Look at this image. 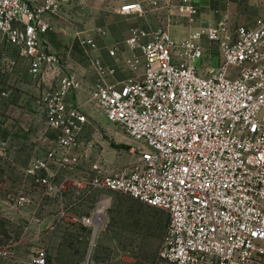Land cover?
I'll return each instance as SVG.
<instances>
[{"label":"built area","instance_id":"built-area-1","mask_svg":"<svg viewBox=\"0 0 264 264\" xmlns=\"http://www.w3.org/2000/svg\"><path fill=\"white\" fill-rule=\"evenodd\" d=\"M74 2L0 0L3 38L33 75L48 83L55 73L59 82L53 91L45 86L39 101L46 125L60 135L30 162L26 176L58 198L61 219L75 210L73 221L90 232L93 245L109 223L106 192L168 214L161 264H264V17L235 28L198 26L180 40L168 27H132L125 48L109 49L112 63L95 56L96 40L85 37L80 45L95 71L90 84L46 43L51 19ZM120 11L141 14L144 6L135 1ZM179 12L193 23L199 6L182 0ZM213 52L218 67H196L195 60L209 56L210 62ZM121 71L128 76L119 79ZM81 91L138 143L136 166L113 174L99 159L84 165L87 117L68 101ZM57 166L86 169L59 179ZM94 192L101 193L85 213L82 203ZM29 201L23 194L17 203ZM16 252L12 241L0 240V264H52L46 248L26 261Z\"/></svg>","mask_w":264,"mask_h":264},{"label":"rangeland","instance_id":"rangeland-1","mask_svg":"<svg viewBox=\"0 0 264 264\" xmlns=\"http://www.w3.org/2000/svg\"><path fill=\"white\" fill-rule=\"evenodd\" d=\"M133 1H141L149 13H133L124 19L107 20L117 35L129 32L132 27H168L178 38L209 21L225 22L229 27L235 28L241 18V12L232 10L231 0H195L199 6V15L193 23L179 12L182 0H156V4L150 0ZM243 1L245 10L258 7L253 0ZM86 2L87 0L84 4L87 5ZM78 6L83 7L82 4ZM88 22L86 19L73 21L75 26L85 30ZM8 45L0 33V60L17 56ZM78 52L88 62L81 47ZM219 61L218 53L213 52L210 62L197 59L195 65L201 68L210 63L216 68ZM71 70L78 72L75 68ZM86 74L92 84L95 79L94 69L88 68ZM38 79V76L32 74L33 98H36V94L41 95L44 87V84H38ZM58 83L56 74H50L46 84L48 91L57 89ZM68 101L70 107L79 108L87 117L81 138L87 159L84 165L87 168L98 159L113 174L137 165L138 143L118 124L107 119L104 110L91 94L82 96L81 92L72 93ZM0 121L7 124L0 128V155H9L15 161L10 170L6 164L0 166V240L5 243L12 241L21 261H26L36 249L46 248L51 262L54 261L55 264H161L159 253L164 245L168 226L166 212L120 194L105 192L103 195L110 201L107 212L109 223L93 245L90 232L73 221L75 210L70 211L69 217L61 219V203L57 197L47 194L46 197L41 196L43 188L25 173L33 159L45 156L54 147L60 131L46 125L44 112L39 110L37 101L35 105L33 102L29 122L27 117L25 120L29 126L17 127L7 114ZM20 121L24 122L23 119ZM86 167L67 172L77 176ZM100 193L94 192L88 196L82 203L83 212L88 213L93 208ZM23 194L28 195L30 201L18 205V198ZM66 198L69 204H74L73 192L68 193Z\"/></svg>","mask_w":264,"mask_h":264},{"label":"crops","instance_id":"crops-1","mask_svg":"<svg viewBox=\"0 0 264 264\" xmlns=\"http://www.w3.org/2000/svg\"><path fill=\"white\" fill-rule=\"evenodd\" d=\"M133 2L135 1L87 0L86 5L82 0H75V3L71 5L63 15L51 19L53 29L47 35V46L52 52L60 54L71 68L77 69L78 73L80 75H85L89 81V76L86 74V71L90 68V65L79 55L78 52L80 51V47H83L80 45V40L85 37H93L96 40L98 47L97 50L94 51V53H96L95 56L101 57L108 63H112L113 59L108 53L109 49L115 47L117 44L125 48L126 40L130 36V31L117 35V32H115L111 25L106 21L127 18V15L121 13V7ZM230 3L232 10L241 12L240 23L238 25H253L257 18L264 17V0H253V3L257 4L258 7H254L252 10H245L243 8L242 5L245 4V1L243 0H231ZM80 4H82L83 7H79L78 5ZM144 13H149L145 6L143 13L140 15ZM226 17H228V15H226ZM82 19L89 21L86 30L75 26L73 23L74 20ZM214 23L216 22L209 21L208 23H202L199 26ZM101 30L104 33H102ZM187 34L188 32L184 35H179L178 39L180 40L186 37ZM8 47L12 46L8 45ZM107 48H109L108 51ZM14 51L17 55L14 56V58L8 56L7 58L0 60V118H3L7 114L13 119V122L17 127H26V125L29 126V123L26 124L25 120L27 117V122H29L32 116L33 102L35 105L37 101L39 110L42 109L39 101L41 95L40 93L38 95L36 94V98H33L32 74L30 72L29 63L18 54L16 49H14ZM204 60L209 62V56H206ZM126 76H128V73L122 71L118 73L119 79H123ZM38 84H44L45 87L47 82L42 81L41 77H39ZM40 89L41 88H39V91ZM86 93L87 92L81 91L82 96ZM16 119L19 121L17 122ZM21 119H23L24 122L20 121ZM5 124L6 123L0 121V128ZM5 164L7 165L8 170H10L12 166L15 165V161L9 155L7 157H1L0 155V166H6ZM57 170L59 179L68 173L66 169H60L58 166ZM41 196H45L44 190L41 192ZM43 206L46 207L45 204H43ZM52 263L55 264L54 261Z\"/></svg>","mask_w":264,"mask_h":264}]
</instances>
